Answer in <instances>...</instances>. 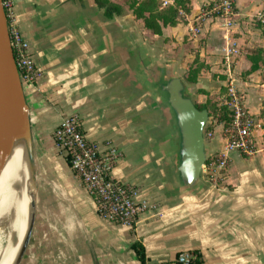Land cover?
<instances>
[{"label": "crops", "instance_id": "1", "mask_svg": "<svg viewBox=\"0 0 264 264\" xmlns=\"http://www.w3.org/2000/svg\"><path fill=\"white\" fill-rule=\"evenodd\" d=\"M157 1L161 10L174 3ZM208 1L189 0L190 10H182L175 25L155 34L127 0H13L17 25L43 73L36 85H24L36 158V223L23 264H143L136 244L143 246L145 264H176L184 252L199 256L192 264H264V152L246 156L229 150L220 175L210 165L226 146L225 126L210 116L213 136L207 140L213 153L202 187L194 192L179 186L169 109L152 90L120 27L134 31L147 50L146 60L153 54L175 63L180 76L196 59L205 64L198 80L209 95L196 92L198 103L223 98L228 75L222 58L225 47L234 43L238 56L232 77L255 119L253 135L261 146L264 63L248 71L252 51L264 49V31L257 25L264 24V0H236L238 24L232 30L216 19L192 32ZM74 113L89 139L100 144L112 140L122 151L114 179L137 188L138 200L156 209L142 210L132 224L99 217L95 197L74 177L53 140L61 119ZM27 194L26 189L15 233ZM14 258L0 264H12Z\"/></svg>", "mask_w": 264, "mask_h": 264}, {"label": "built area", "instance_id": "2", "mask_svg": "<svg viewBox=\"0 0 264 264\" xmlns=\"http://www.w3.org/2000/svg\"><path fill=\"white\" fill-rule=\"evenodd\" d=\"M165 1L164 5H168ZM8 21V30L14 53L16 66L23 85H36L42 77L41 69L36 66L29 43L22 36L13 10V0H3ZM236 0H211L206 2L196 16L195 24L190 30L197 32V27L204 21L223 20L227 30L237 27ZM184 13L180 9V14ZM222 63L228 75L226 92L222 104L228 106L232 113V121L224 130L227 139L223 150L211 157V165L217 173L223 175L228 165L227 152L235 149L246 156L258 151L264 152V141L259 146L254 139L256 122L248 112L243 93L237 88L233 79L234 59L238 56V48L232 43L224 49ZM213 136L212 131L206 138ZM56 151L65 155L69 161L74 177L80 180L83 188L96 199V210L99 217L107 221L132 224L142 210L156 209L154 203L138 200L139 190L134 186L114 179L112 171L122 156V151L112 140L103 143L89 139L78 114H70L61 119L53 133ZM218 170V171H217ZM199 256L196 253H181L176 264H192Z\"/></svg>", "mask_w": 264, "mask_h": 264}, {"label": "water", "instance_id": "3", "mask_svg": "<svg viewBox=\"0 0 264 264\" xmlns=\"http://www.w3.org/2000/svg\"><path fill=\"white\" fill-rule=\"evenodd\" d=\"M120 27L147 73L152 90L169 109L174 127V179L188 191H199L213 148L206 138L210 114L207 108L196 106L195 93L207 87L199 80L188 83L177 74L175 63L165 62L153 54H148L146 60L147 50L134 31L122 23ZM17 145L23 149L29 200L25 231L12 264H23L36 223V158L30 109L14 58L3 0H0V173Z\"/></svg>", "mask_w": 264, "mask_h": 264}, {"label": "trees", "instance_id": "4", "mask_svg": "<svg viewBox=\"0 0 264 264\" xmlns=\"http://www.w3.org/2000/svg\"><path fill=\"white\" fill-rule=\"evenodd\" d=\"M130 8L132 9L134 15L137 18L144 20L145 27L155 34H161L163 26L175 25L180 17V9L184 12H188L189 0H174L172 5L167 6L165 9L161 10L157 0H127ZM258 27L262 28L264 31V24L258 22ZM263 48H255L250 56L251 67L248 73L258 69L259 62L264 63ZM207 66L201 63L199 60H195L190 66L188 74L184 77L190 83H196L198 81V73ZM225 88H223V91ZM200 94L209 95L206 89H200L197 91ZM196 106L200 109L207 108L209 114L212 118L216 119L217 123H224L225 128L229 126L232 121V113L228 106L219 103L217 100L213 101L208 98L204 103L196 102ZM213 129V125L209 124L206 127V133ZM207 161V164H209ZM136 253L143 264L146 262L145 252L141 244H136ZM199 261L196 259L194 262Z\"/></svg>", "mask_w": 264, "mask_h": 264}, {"label": "bare ground", "instance_id": "5", "mask_svg": "<svg viewBox=\"0 0 264 264\" xmlns=\"http://www.w3.org/2000/svg\"><path fill=\"white\" fill-rule=\"evenodd\" d=\"M23 155L22 146L17 145L0 173V220H7L11 225L12 235L18 236L17 242L15 241L16 244L9 251L0 255V263L3 261L8 262L15 257L27 222L28 194L22 219L15 233L27 189V171Z\"/></svg>", "mask_w": 264, "mask_h": 264}, {"label": "rangeland", "instance_id": "6", "mask_svg": "<svg viewBox=\"0 0 264 264\" xmlns=\"http://www.w3.org/2000/svg\"><path fill=\"white\" fill-rule=\"evenodd\" d=\"M197 100L199 101L200 99L195 95V101L198 102ZM222 101L223 100L220 99L218 102L222 104ZM17 237L18 236L12 235L10 223L7 220H0V255L9 251V249H11L16 244L18 240Z\"/></svg>", "mask_w": 264, "mask_h": 264}]
</instances>
